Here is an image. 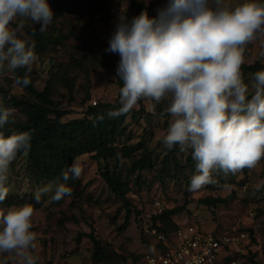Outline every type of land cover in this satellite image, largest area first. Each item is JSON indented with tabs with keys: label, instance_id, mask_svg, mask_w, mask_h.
<instances>
[{
	"label": "rangeland",
	"instance_id": "obj_1",
	"mask_svg": "<svg viewBox=\"0 0 264 264\" xmlns=\"http://www.w3.org/2000/svg\"><path fill=\"white\" fill-rule=\"evenodd\" d=\"M140 1L149 4L156 16L168 4V0ZM242 2L226 0L233 7ZM49 5L54 18L43 32L47 46L37 54V63L29 74L38 90L49 81L51 98L72 110L62 121L81 118L94 101L116 100L119 91L116 69L120 57L106 49L119 18L125 16L131 21L138 14L127 0H49ZM21 19L25 36L34 42L33 32L39 31L40 24L18 18L10 26L17 27ZM261 51H264V36L246 46L244 61L264 62ZM14 81L13 73L0 77V83L9 93L23 95V87ZM165 101L160 104L164 105ZM142 103L143 109L139 110L137 104L136 111L128 114L125 132L118 139L119 144L131 146L130 152L120 154L118 160L108 159L111 172L119 175L126 188L125 202L101 176L103 159H96L90 153L73 160L81 163L83 172L72 180L71 197L58 202L50 200L52 193L42 196L39 203L35 201L34 193L49 182L37 180L27 172L24 156L17 155L10 164L6 182L9 194L0 207L21 206L28 204L23 200H30L35 210L32 230L38 233L34 250L39 257L38 264H138L141 252L155 242L152 230L172 243L177 240V230H184L188 225L215 234L244 232L247 237L240 243L242 250L236 253L237 260L240 264H252V260L264 264V159L255 168H245L234 175L214 172V184L190 192V177L196 165L191 150L170 156L162 142L163 116L157 115L155 108L153 115L152 101ZM10 120L25 118L13 111ZM142 155L149 157L150 165L132 169V161ZM203 198L227 199L208 206L201 203ZM179 206L182 209L171 216L176 227L166 234L157 231L153 224H161L155 219L159 209ZM92 228L103 246L100 261L93 263V245L82 235ZM79 234L82 236L76 241ZM8 264H17V261L9 257Z\"/></svg>",
	"mask_w": 264,
	"mask_h": 264
},
{
	"label": "clouds",
	"instance_id": "obj_2",
	"mask_svg": "<svg viewBox=\"0 0 264 264\" xmlns=\"http://www.w3.org/2000/svg\"><path fill=\"white\" fill-rule=\"evenodd\" d=\"M18 18L40 24L43 33L54 13L48 0H0V77L25 69L14 82L27 87L38 56L35 43L23 31L24 20L10 26ZM261 36L264 2L257 0H243L234 7L226 0H168L156 17L147 11L131 21L121 16L106 49L120 57V107L108 116L126 115L141 100L153 102L155 115V105L167 100L161 115L169 114L171 121L162 142L168 150L177 145L181 152L191 150L196 165L190 192L214 184V172L234 175L255 168L264 159V68L253 74L249 85L241 66L246 46ZM12 116L13 109L0 100V203L9 194L10 164L19 152L27 154L31 148L30 132L2 131ZM103 118L98 115L93 126ZM82 172L81 163L73 161L57 181L34 193L35 201L48 193L55 202L71 197L67 182ZM34 211L30 203L0 207V264H8L9 257L17 264H38Z\"/></svg>",
	"mask_w": 264,
	"mask_h": 264
},
{
	"label": "trees",
	"instance_id": "obj_3",
	"mask_svg": "<svg viewBox=\"0 0 264 264\" xmlns=\"http://www.w3.org/2000/svg\"><path fill=\"white\" fill-rule=\"evenodd\" d=\"M130 8L138 15L142 11H147L149 17H156L151 6L145 4L140 0H127ZM49 3V0H48ZM36 54L41 53L47 46L46 38L40 31H35L33 34ZM246 55V49L244 57ZM264 68V62L255 60L254 62L244 63L241 66V73L244 81L250 85V80L253 74ZM25 69H18L14 74L22 76ZM31 83L27 87H23V95H15L9 93L8 89L0 83V100L3 101V106L13 109L24 116L25 120L9 121L5 125V135H11L13 132H30L31 133V148L25 154L23 151L17 155L24 156L26 162V170L35 179L46 182L57 181L61 177L63 170H66L73 162V160L83 154L90 153L96 159H103L104 170L101 171V176L104 178L107 186L111 191L120 197L124 202L126 199V188L122 185L118 174H113L108 164L109 158L119 159V155H126L130 152L131 146L119 144V136L125 132V119L128 114L116 118H110L108 113L120 107L119 91L114 102L99 101L89 104L86 107L83 117L71 118L67 121H62L61 118L70 114L71 109L63 107L60 103L51 98L52 86L49 81L46 82L42 90L35 88L33 78L28 74ZM119 89L122 87V81L118 80ZM70 90V84H67ZM88 95L85 100H88ZM143 100L138 102L139 110L143 109ZM168 106V101L164 105L158 104L155 107L157 115H161L164 109ZM98 115H102L103 120L96 122L93 126V120ZM164 118L165 135L169 128V121L171 119L169 114L161 115ZM120 145V146H119ZM118 151V152H117ZM180 152L179 146H175L172 150L167 149L170 156H174ZM150 165L149 157L142 155L136 160L132 161V169L141 168ZM72 180L67 183L71 187ZM59 182H63L60 179ZM227 198H218L216 200H209V198L200 199L201 203L205 205H213L216 202H225ZM26 203H31L30 200H23ZM182 207L162 208L160 212L155 214V219L161 224H153L159 232L167 233L170 229L176 227L172 222L171 216L179 212ZM88 238L93 245L92 263L100 261L103 252L101 241L94 235L93 228L90 232L82 233ZM79 234L76 241L80 240L82 236ZM154 246L161 247L160 242H153L148 248ZM147 249V248H146ZM145 249V250H146ZM144 250V251H145ZM143 251V252H144ZM141 252V254L143 253ZM233 253V257L237 259ZM140 254V256H141ZM139 256V257H140ZM239 263V260H238ZM240 264V263H239ZM252 264H260L258 261L252 260Z\"/></svg>",
	"mask_w": 264,
	"mask_h": 264
},
{
	"label": "built area",
	"instance_id": "obj_4",
	"mask_svg": "<svg viewBox=\"0 0 264 264\" xmlns=\"http://www.w3.org/2000/svg\"><path fill=\"white\" fill-rule=\"evenodd\" d=\"M152 231L156 236L154 241L162 246L147 248L138 264H239L233 253L242 250L240 243L247 237L244 232L215 234L188 225L184 230H177L175 242L168 243L163 234Z\"/></svg>",
	"mask_w": 264,
	"mask_h": 264
}]
</instances>
